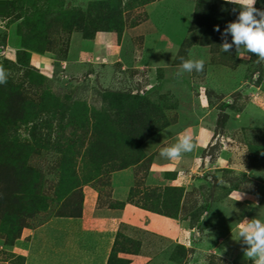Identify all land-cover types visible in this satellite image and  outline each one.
Segmentation results:
<instances>
[{"label":"rangeland","instance_id":"rangeland-1","mask_svg":"<svg viewBox=\"0 0 264 264\" xmlns=\"http://www.w3.org/2000/svg\"><path fill=\"white\" fill-rule=\"evenodd\" d=\"M240 4L0 0V264H34L23 230L81 216L90 193L190 229L179 245L120 222L110 264H264V0Z\"/></svg>","mask_w":264,"mask_h":264},{"label":"crops","instance_id":"crops-1","mask_svg":"<svg viewBox=\"0 0 264 264\" xmlns=\"http://www.w3.org/2000/svg\"><path fill=\"white\" fill-rule=\"evenodd\" d=\"M165 1H169V3H177L178 9L186 3V0ZM230 1H237L247 6L254 3V0ZM95 45V42L84 41L82 43L83 49L88 48L89 52H93ZM73 57L74 55L71 57L69 56L63 61V67L67 71H74L76 67L75 62H77V60L75 61ZM81 65L84 67L85 63ZM247 115V111L243 110L238 113V118L239 120H243L246 119ZM162 133H164V130L156 133L154 137L156 138ZM161 143L162 142H144L143 147L146 150H149ZM205 143L206 142H181V144H184L185 146V151H189L187 150L188 148H196L198 145H203ZM92 195L93 194L90 193V202H88V205L84 204L81 216L55 218L33 229L23 230L21 237L18 240L21 242H18L16 245L18 246V249L26 255V262L27 258L30 257L33 258L34 264H106L120 222L130 223L159 235L167 236L178 244L187 245V243H189L188 235H190V229H188L180 219L148 211L131 204H125L118 209L97 207L92 202ZM230 195L233 198L244 200L247 198L248 193L234 189L231 191ZM79 220L86 223V226H84L86 229L84 230L85 234L83 241H85L86 248H88L81 253L82 256L80 258V254L75 256L74 252H76L75 246L82 244L81 236L74 235L75 232L70 230V228L75 226ZM47 237H49L50 241H53L54 244H57L54 252L49 255H46L41 251L37 252L36 250H34L35 253L33 255L28 253L26 247L28 248L31 243L35 241H41L42 243ZM77 237H80V240ZM140 256V254H128L125 256L129 259L127 264L133 263L132 257Z\"/></svg>","mask_w":264,"mask_h":264},{"label":"trees","instance_id":"trees-1","mask_svg":"<svg viewBox=\"0 0 264 264\" xmlns=\"http://www.w3.org/2000/svg\"><path fill=\"white\" fill-rule=\"evenodd\" d=\"M214 1H216V2H218V3H220V4H222V5H228V6H231V7H232V6H235V7H238V8H239V7H242L240 3H238V2H233V1H229V0H214ZM203 24H204V22L201 23V24H199V25H203ZM202 43L204 44V43H208V42L203 41ZM217 122H218V120H217ZM154 133H156V130H155V131H154V130L149 131L147 134H144L142 137H140L139 142L143 141L144 139H146L147 137L151 136V135L154 134ZM157 213L167 215V214L162 213V212H157ZM117 236H118V231H116V234H115V237H114V240H113V243H112L111 249H110L109 254H108V257H107L106 264H110V261H111L112 257H114V256H113V252H114V244H115V241H116ZM179 245H180V244H179ZM114 255H115V257H117V259H119V260H123V261H124L123 264H127L128 261H129V259L126 258V257H120V256H117V254H114Z\"/></svg>","mask_w":264,"mask_h":264}]
</instances>
